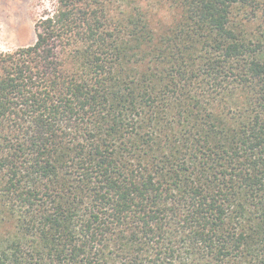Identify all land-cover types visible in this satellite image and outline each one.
<instances>
[{
	"label": "trees",
	"instance_id": "1",
	"mask_svg": "<svg viewBox=\"0 0 264 264\" xmlns=\"http://www.w3.org/2000/svg\"><path fill=\"white\" fill-rule=\"evenodd\" d=\"M0 51V264H264V0H55Z\"/></svg>",
	"mask_w": 264,
	"mask_h": 264
},
{
	"label": "rangeland",
	"instance_id": "2",
	"mask_svg": "<svg viewBox=\"0 0 264 264\" xmlns=\"http://www.w3.org/2000/svg\"><path fill=\"white\" fill-rule=\"evenodd\" d=\"M55 0H0V51L33 43L35 23Z\"/></svg>",
	"mask_w": 264,
	"mask_h": 264
}]
</instances>
